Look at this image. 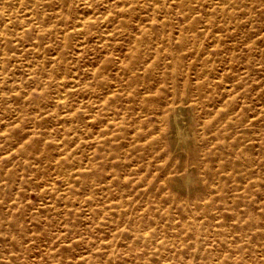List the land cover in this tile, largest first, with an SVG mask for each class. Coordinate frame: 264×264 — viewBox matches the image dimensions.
Returning a JSON list of instances; mask_svg holds the SVG:
<instances>
[{
    "label": "rangeland",
    "instance_id": "1",
    "mask_svg": "<svg viewBox=\"0 0 264 264\" xmlns=\"http://www.w3.org/2000/svg\"><path fill=\"white\" fill-rule=\"evenodd\" d=\"M0 264H264V0H0Z\"/></svg>",
    "mask_w": 264,
    "mask_h": 264
}]
</instances>
